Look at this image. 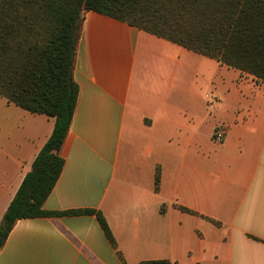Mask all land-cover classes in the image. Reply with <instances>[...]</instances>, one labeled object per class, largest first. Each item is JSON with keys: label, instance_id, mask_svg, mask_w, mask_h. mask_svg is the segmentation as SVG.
Masks as SVG:
<instances>
[{"label": "crops", "instance_id": "crops-1", "mask_svg": "<svg viewBox=\"0 0 264 264\" xmlns=\"http://www.w3.org/2000/svg\"><path fill=\"white\" fill-rule=\"evenodd\" d=\"M73 79L43 208L99 211L116 248L94 215L22 219L0 264H264L263 82L93 11ZM53 126L0 97V219Z\"/></svg>", "mask_w": 264, "mask_h": 264}, {"label": "trees", "instance_id": "trees-1", "mask_svg": "<svg viewBox=\"0 0 264 264\" xmlns=\"http://www.w3.org/2000/svg\"><path fill=\"white\" fill-rule=\"evenodd\" d=\"M87 11L264 83V0H0V97L26 112L54 119L50 137L2 215L0 248L16 221L60 215H94L116 248L99 211L48 212L43 208L64 165L59 153L78 97L73 65ZM159 180L157 169L155 191ZM139 264L170 263L152 260Z\"/></svg>", "mask_w": 264, "mask_h": 264}, {"label": "rangeland", "instance_id": "rangeland-1", "mask_svg": "<svg viewBox=\"0 0 264 264\" xmlns=\"http://www.w3.org/2000/svg\"><path fill=\"white\" fill-rule=\"evenodd\" d=\"M211 103V102H210ZM0 222H1V219H0Z\"/></svg>", "mask_w": 264, "mask_h": 264}]
</instances>
